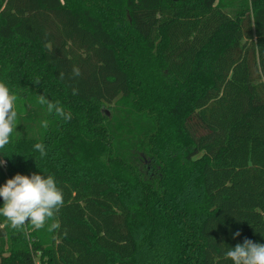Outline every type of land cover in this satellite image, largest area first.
Returning <instances> with one entry per match:
<instances>
[{
	"label": "trees",
	"instance_id": "1",
	"mask_svg": "<svg viewBox=\"0 0 264 264\" xmlns=\"http://www.w3.org/2000/svg\"><path fill=\"white\" fill-rule=\"evenodd\" d=\"M0 82L18 113L0 186L52 175L64 198L52 232L0 217V264H232L264 244V0H0Z\"/></svg>",
	"mask_w": 264,
	"mask_h": 264
},
{
	"label": "clouds",
	"instance_id": "2",
	"mask_svg": "<svg viewBox=\"0 0 264 264\" xmlns=\"http://www.w3.org/2000/svg\"><path fill=\"white\" fill-rule=\"evenodd\" d=\"M61 79L64 74L61 73ZM81 76L78 66H73L71 78ZM72 94H78V89L73 88ZM17 97L11 92L7 84L0 82V149L11 142V136L17 125L18 113L15 110ZM41 105H46L50 114L70 120L71 115L66 114L60 103L49 101L44 95L38 97ZM43 127H48V121H42ZM34 149L41 157L47 156V150L43 143H36ZM0 161V164H3ZM0 198L3 200L0 206V217L10 225L13 230H23L26 225L34 229H43L48 225V231L52 232L60 227L55 222V216L64 204L63 192L58 187L56 179L52 175L33 173L31 176L17 173L0 186ZM49 221H53L49 224ZM240 233L236 232L235 236ZM225 258L232 264H264V244L245 239L242 244L229 248Z\"/></svg>",
	"mask_w": 264,
	"mask_h": 264
},
{
	"label": "built area",
	"instance_id": "3",
	"mask_svg": "<svg viewBox=\"0 0 264 264\" xmlns=\"http://www.w3.org/2000/svg\"><path fill=\"white\" fill-rule=\"evenodd\" d=\"M0 161H3V162H4L3 164H0V166H1V168H2L3 170H5L6 167H7V162H6L5 160H3V159H0ZM34 263H35V264H40V262H39L37 256H34Z\"/></svg>",
	"mask_w": 264,
	"mask_h": 264
},
{
	"label": "rangeland",
	"instance_id": "4",
	"mask_svg": "<svg viewBox=\"0 0 264 264\" xmlns=\"http://www.w3.org/2000/svg\"><path fill=\"white\" fill-rule=\"evenodd\" d=\"M16 109V108H15ZM21 124L23 123V121L21 120V122H20ZM33 125H34V123H32ZM0 159H3V158H0ZM9 253H7V252H4V253H2V255H0V263H1V258H2V256H7Z\"/></svg>",
	"mask_w": 264,
	"mask_h": 264
}]
</instances>
